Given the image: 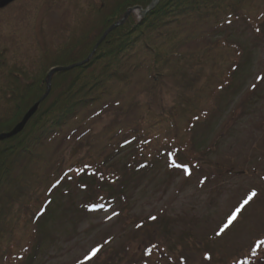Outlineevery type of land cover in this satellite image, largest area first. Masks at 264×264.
<instances>
[{
    "label": "trees",
    "instance_id": "1",
    "mask_svg": "<svg viewBox=\"0 0 264 264\" xmlns=\"http://www.w3.org/2000/svg\"><path fill=\"white\" fill-rule=\"evenodd\" d=\"M88 1L74 7L93 12L91 25L79 16L53 51H40L34 67L8 66L0 44V134L38 103L23 130L0 141V264L31 263L54 197L71 185L87 191V209H110L126 207L129 186L151 180L158 168L187 178L200 170L208 156L195 141L196 128L225 113L254 55L230 39L229 27L242 20L264 48V0H159L142 18L129 14L100 44L129 9L144 10L152 0ZM207 26L211 31H201ZM52 68L67 70L52 76L45 96ZM109 146L115 149L106 153ZM252 192V201L263 200ZM260 241L252 239L232 264H264ZM201 251L194 257L208 262L211 251Z\"/></svg>",
    "mask_w": 264,
    "mask_h": 264
},
{
    "label": "rangeland",
    "instance_id": "2",
    "mask_svg": "<svg viewBox=\"0 0 264 264\" xmlns=\"http://www.w3.org/2000/svg\"><path fill=\"white\" fill-rule=\"evenodd\" d=\"M75 1L16 0L0 10V44L8 66L37 65L40 51H53L63 33L79 24V16L91 25L89 1L80 0L86 5L79 11ZM238 21L229 27L230 39L254 55L237 81L241 91L228 99L225 113L196 128L195 141L208 156L200 170L187 178L158 168L155 179L129 186L126 207L97 212L87 209V191L71 185L63 196L54 197L52 217L40 229L44 239L35 243L30 264H112L113 259L117 264H184V258L187 264H232L244 256L252 239L264 237V48ZM93 127L96 131L101 125ZM55 145L54 140L50 147ZM114 149L109 146L106 153ZM215 168L220 173L212 171ZM252 190L263 200H250L239 219L218 235ZM206 248L210 260L203 263L194 254ZM94 249L98 251L92 256Z\"/></svg>",
    "mask_w": 264,
    "mask_h": 264
},
{
    "label": "water",
    "instance_id": "3",
    "mask_svg": "<svg viewBox=\"0 0 264 264\" xmlns=\"http://www.w3.org/2000/svg\"><path fill=\"white\" fill-rule=\"evenodd\" d=\"M14 1L16 0H0V9H3L5 8L6 6H8L9 4L13 3ZM158 3V0H152L151 1V4L148 6V8L145 10V11H142L140 8H136V10H138L142 15L146 14L148 11L152 10L156 4ZM135 9L133 10H129L126 15L124 16V18L119 22V23H116L115 25H113L110 29H108L103 38L109 33L111 32L113 29H115L117 26H119L120 24H122L125 20V18L127 17V15L130 13V12H133ZM65 69H54L52 71H50L49 75H48V80H47V92L49 91V86H50V78H51V75L57 71H63ZM37 104L34 105L27 113L26 115L23 117V119L21 120L20 123H18L14 129L8 133V134H2L0 135V141L2 140H5V139H8V138H11L13 136H15L16 134H18L19 132H21L25 126V124L28 122V120L33 116V114L36 112L37 110Z\"/></svg>",
    "mask_w": 264,
    "mask_h": 264
},
{
    "label": "snow or ice",
    "instance_id": "4",
    "mask_svg": "<svg viewBox=\"0 0 264 264\" xmlns=\"http://www.w3.org/2000/svg\"><path fill=\"white\" fill-rule=\"evenodd\" d=\"M256 196L255 192H252L247 199H245L243 201V204L241 205L240 208H237L236 212H234L228 219V223L224 226V228L221 229L219 234H222L227 228H229L230 226L233 225V222L237 219L238 214L240 213L241 209L243 208L244 205H247L249 203V201ZM154 219V218H153ZM260 245H264V241H260L259 242ZM98 251V249H94L92 252V256H95L96 252Z\"/></svg>",
    "mask_w": 264,
    "mask_h": 264
}]
</instances>
